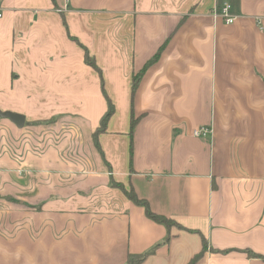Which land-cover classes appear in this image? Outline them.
Instances as JSON below:
<instances>
[{
	"label": "crops",
	"instance_id": "obj_1",
	"mask_svg": "<svg viewBox=\"0 0 264 264\" xmlns=\"http://www.w3.org/2000/svg\"><path fill=\"white\" fill-rule=\"evenodd\" d=\"M224 4L231 25L214 14ZM0 10V111L40 123L0 119V197L29 204L18 215L29 225L0 226V264H126L153 249L141 264H187L201 237L196 264H264L243 253L264 258V0H0ZM68 38L94 58L115 107L98 138L110 169L92 142L107 109L101 80ZM162 47L131 100L132 76ZM111 178L198 233L150 221Z\"/></svg>",
	"mask_w": 264,
	"mask_h": 264
},
{
	"label": "trees",
	"instance_id": "obj_2",
	"mask_svg": "<svg viewBox=\"0 0 264 264\" xmlns=\"http://www.w3.org/2000/svg\"><path fill=\"white\" fill-rule=\"evenodd\" d=\"M70 39L77 42L76 39H73V38H70ZM79 45L82 46L81 44H79ZM83 50H84V62H85V64L88 65L89 67H91L92 69H94L97 72V74L99 75V78L101 80V92H102V95L105 98V101L107 104V109L100 118L99 126L96 128V130L92 134V142H93L94 147L99 152L102 159L104 160L105 164L110 169V166L107 164V162L104 159L103 152L101 150L98 138L101 134H104L107 131V125H108L110 118L115 113V107L105 92L101 70L97 66L94 58L90 56L88 50L85 47H83ZM162 50H163V47L158 51V53L151 60H149L145 64V66L139 72L135 73L132 76V78H131V100L134 97L135 92L137 91L140 80L144 76L147 69L159 59V56H160V53ZM138 121H139V118L135 117L132 106H131V111H130V138H131L130 139V153H132V132H133L134 127L136 126ZM53 122H54V118L49 120V121L42 122V123L51 124ZM37 124H40V123L29 124V122H25L24 126L29 127V125H37ZM110 184L112 187L120 189L123 192V194L133 204L141 207L144 210V213H145V216L147 217V219H149L150 221H152L156 224L164 226L168 232L170 231L171 228H177L179 230L188 231L190 233H198L196 231L187 230V229L183 228L180 224H178L177 222H175L172 219H169V218H166L165 216H161V215H157V214L153 213L152 210L150 209L149 203L144 199H140L137 196V194L135 193V191L133 190V188L130 187V188L126 189V187H124L123 184L115 182L112 178L110 179ZM9 201H13L14 203H18L16 200H13L11 198H9ZM169 239H170V237L168 236L165 242H168ZM201 246H202L201 251L198 254H196L187 264H196L197 261L199 259H201V257L203 256V254L207 250L208 245H207L206 240L203 237H201ZM231 251L232 250H226V251H224V253L231 252ZM154 252L155 251L153 249V250H151L145 254H139V255L129 254V255H127L126 264H141L149 256H151ZM243 253L247 254V256L249 258L263 259L264 260V258L262 256H259V255L255 254L249 250H244Z\"/></svg>",
	"mask_w": 264,
	"mask_h": 264
},
{
	"label": "rangeland",
	"instance_id": "obj_3",
	"mask_svg": "<svg viewBox=\"0 0 264 264\" xmlns=\"http://www.w3.org/2000/svg\"><path fill=\"white\" fill-rule=\"evenodd\" d=\"M68 40L75 44V46L79 49L83 50V47L80 46L76 41L68 38ZM83 63L84 58H83ZM86 65V64H85ZM88 66V65H87ZM121 107L119 110L121 111ZM10 197H0V226L4 228L12 227H22V225H29V216L27 218H19V214L22 212H29V204L23 202L14 203L13 201H9ZM13 199V198H11ZM14 200V199H13ZM27 205V206H26ZM11 230L6 229V232H3L4 238H11Z\"/></svg>",
	"mask_w": 264,
	"mask_h": 264
},
{
	"label": "built area",
	"instance_id": "obj_4",
	"mask_svg": "<svg viewBox=\"0 0 264 264\" xmlns=\"http://www.w3.org/2000/svg\"><path fill=\"white\" fill-rule=\"evenodd\" d=\"M231 6L228 4H224L221 8L215 11V16L221 17L226 25H231L234 21V17L231 15ZM3 17V12L0 10V19ZM210 134V130L208 128H199L194 130L193 136L195 138H206Z\"/></svg>",
	"mask_w": 264,
	"mask_h": 264
},
{
	"label": "water",
	"instance_id": "obj_5",
	"mask_svg": "<svg viewBox=\"0 0 264 264\" xmlns=\"http://www.w3.org/2000/svg\"><path fill=\"white\" fill-rule=\"evenodd\" d=\"M0 119L9 120L12 124L20 129L25 125V117L16 113L0 111Z\"/></svg>",
	"mask_w": 264,
	"mask_h": 264
}]
</instances>
